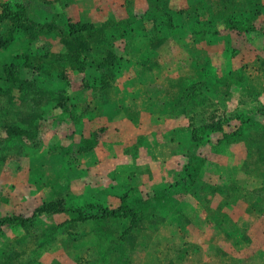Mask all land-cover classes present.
<instances>
[{
	"label": "rangeland",
	"instance_id": "obj_1",
	"mask_svg": "<svg viewBox=\"0 0 264 264\" xmlns=\"http://www.w3.org/2000/svg\"><path fill=\"white\" fill-rule=\"evenodd\" d=\"M0 264H264V0H0Z\"/></svg>",
	"mask_w": 264,
	"mask_h": 264
},
{
	"label": "trees",
	"instance_id": "obj_2",
	"mask_svg": "<svg viewBox=\"0 0 264 264\" xmlns=\"http://www.w3.org/2000/svg\"><path fill=\"white\" fill-rule=\"evenodd\" d=\"M102 212H103L102 214H104L105 216L110 214L109 211L107 210H103Z\"/></svg>",
	"mask_w": 264,
	"mask_h": 264
}]
</instances>
